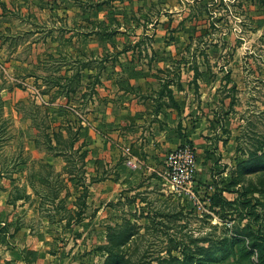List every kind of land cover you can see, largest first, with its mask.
Listing matches in <instances>:
<instances>
[{
  "label": "rangeland",
  "instance_id": "rangeland-1",
  "mask_svg": "<svg viewBox=\"0 0 264 264\" xmlns=\"http://www.w3.org/2000/svg\"><path fill=\"white\" fill-rule=\"evenodd\" d=\"M263 253L264 0H0V264Z\"/></svg>",
  "mask_w": 264,
  "mask_h": 264
},
{
  "label": "trees",
  "instance_id": "trees-1",
  "mask_svg": "<svg viewBox=\"0 0 264 264\" xmlns=\"http://www.w3.org/2000/svg\"><path fill=\"white\" fill-rule=\"evenodd\" d=\"M52 131H53V129H52ZM54 132V131H53ZM52 132V134H54V136L56 135V133H53ZM48 136V135H47ZM261 255V254H260ZM259 255V256H260ZM260 258V260H258V264H264V253L259 257Z\"/></svg>",
  "mask_w": 264,
  "mask_h": 264
}]
</instances>
